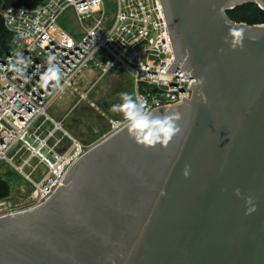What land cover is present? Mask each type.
I'll list each match as a JSON object with an SVG mask.
<instances>
[{
    "label": "water",
    "instance_id": "1",
    "mask_svg": "<svg viewBox=\"0 0 264 264\" xmlns=\"http://www.w3.org/2000/svg\"><path fill=\"white\" fill-rule=\"evenodd\" d=\"M161 1L168 71L196 82L152 112L178 113L180 131L145 147L125 124L84 153L47 200L0 217V264H264V24L228 16L264 0ZM229 29L242 48L224 42Z\"/></svg>",
    "mask_w": 264,
    "mask_h": 264
},
{
    "label": "built area",
    "instance_id": "2",
    "mask_svg": "<svg viewBox=\"0 0 264 264\" xmlns=\"http://www.w3.org/2000/svg\"><path fill=\"white\" fill-rule=\"evenodd\" d=\"M112 1L113 16L106 0H45L35 7L7 6L0 0L3 24L13 34L11 47L0 52V164L13 166L35 188L30 206L0 198V217L43 203L87 152L77 141L62 146L64 137L56 138L48 125L50 121L62 129L48 110L75 88L84 72L126 71L134 98L146 99L151 111L191 98L192 74L180 66L168 71L176 55L162 1ZM69 11L83 29L80 40L59 23ZM17 53L29 58L22 74L9 67ZM50 55L61 68L60 88L53 87L54 81L44 87L41 81Z\"/></svg>",
    "mask_w": 264,
    "mask_h": 264
},
{
    "label": "rangeland",
    "instance_id": "3",
    "mask_svg": "<svg viewBox=\"0 0 264 264\" xmlns=\"http://www.w3.org/2000/svg\"><path fill=\"white\" fill-rule=\"evenodd\" d=\"M106 9L113 16L115 3L106 0ZM59 23L75 39L83 37V29L70 11ZM125 92L134 97V83L126 71L119 68L107 73L88 70L77 80L75 88L64 92L48 110L57 122H61L62 129L50 121L49 128L55 131L56 138L64 137L62 146H72L77 141L88 151L127 124L122 113L111 110L113 105L121 103V93ZM92 102L96 106H92ZM32 163L35 164L36 160ZM0 181L6 186V190L1 192L2 198L18 205L30 206L33 203L34 186L10 164H0Z\"/></svg>",
    "mask_w": 264,
    "mask_h": 264
},
{
    "label": "clouds",
    "instance_id": "4",
    "mask_svg": "<svg viewBox=\"0 0 264 264\" xmlns=\"http://www.w3.org/2000/svg\"><path fill=\"white\" fill-rule=\"evenodd\" d=\"M224 42L229 45L230 50L242 48L244 42V34L238 29H229L224 38ZM15 62H10L9 67L12 71L23 73L29 63V58L21 53L16 54ZM55 56L48 57L47 70L41 75L43 86L47 87L50 82H55L54 88H60L62 79L61 68L57 63H53ZM203 79L200 83L203 84ZM113 112L122 113L127 121L129 135L134 141L145 147H155L156 145L167 146L169 141L180 131L177 122L180 120V115L166 114L156 115L147 106V100L143 98H134L132 94L121 93V103L115 104L111 109ZM190 174V166L185 165L182 170V175L187 178ZM234 194L239 197L240 189H235ZM246 203L245 215H249L255 211L254 199L251 196L244 197ZM247 205H253L247 207Z\"/></svg>",
    "mask_w": 264,
    "mask_h": 264
},
{
    "label": "trees",
    "instance_id": "5",
    "mask_svg": "<svg viewBox=\"0 0 264 264\" xmlns=\"http://www.w3.org/2000/svg\"><path fill=\"white\" fill-rule=\"evenodd\" d=\"M7 6H24L35 7L45 0H3ZM228 16L231 20L238 23H245L247 25L264 24V9L260 8L255 3H245L241 6L230 10ZM13 41V34L9 32L2 21L0 16V52L8 50L11 47ZM0 181V198L4 197L1 193L6 190V186Z\"/></svg>",
    "mask_w": 264,
    "mask_h": 264
},
{
    "label": "bare ground",
    "instance_id": "6",
    "mask_svg": "<svg viewBox=\"0 0 264 264\" xmlns=\"http://www.w3.org/2000/svg\"><path fill=\"white\" fill-rule=\"evenodd\" d=\"M80 145V144H79ZM79 147V146H78Z\"/></svg>",
    "mask_w": 264,
    "mask_h": 264
}]
</instances>
